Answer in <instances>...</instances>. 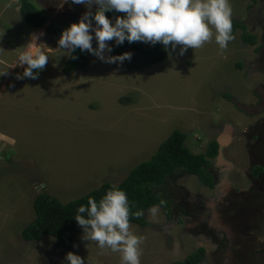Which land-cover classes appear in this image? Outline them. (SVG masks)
Instances as JSON below:
<instances>
[{"label": "rangeland", "instance_id": "obj_1", "mask_svg": "<svg viewBox=\"0 0 264 264\" xmlns=\"http://www.w3.org/2000/svg\"><path fill=\"white\" fill-rule=\"evenodd\" d=\"M32 1L49 16L46 25L50 19L58 25L78 21L89 11L71 0L60 7L61 0ZM229 3L231 19L244 28L235 31L223 50L214 36L183 55L180 45L175 50L163 45L167 57L142 70L103 62L85 50V69L64 75L61 68L69 53L55 49L59 36L27 25L19 13L20 0H0V72L5 71L0 75V264H61L69 251L85 264H120L119 253L96 247L82 229L66 246L49 235L24 240L21 231L34 219L37 194L70 202L104 183L119 184L174 130L186 135L191 152L201 154L217 127L226 123L240 134L264 117V99L253 104L254 91L264 86L259 71L264 65L254 61L264 62V0ZM97 7L93 4L90 10ZM40 32L37 42L47 46L48 62L35 79H17L25 67L13 66L17 47ZM243 33L255 36V44H243ZM240 142L226 149L228 157L236 155ZM192 181L197 183L194 177ZM178 184L192 185L186 175ZM203 190L200 194L207 196ZM216 213L210 219L219 228L221 205ZM145 215V227L129 222V230L143 237L140 264H175L194 252L191 218H179L166 229L159 208L155 216L149 211Z\"/></svg>", "mask_w": 264, "mask_h": 264}, {"label": "clouds", "instance_id": "obj_2", "mask_svg": "<svg viewBox=\"0 0 264 264\" xmlns=\"http://www.w3.org/2000/svg\"><path fill=\"white\" fill-rule=\"evenodd\" d=\"M67 2L61 0L58 7ZM71 3L83 4L89 11H85L77 22L70 23L59 35L55 49L69 55L79 48L103 62L121 63L130 60L132 53L105 56V52H112L107 41H114L116 45L125 41L152 45L159 42L165 48L170 45L173 50L180 45L179 54L183 55L188 48H199L213 36L221 50L234 39L229 0H71ZM93 4L98 6L94 12L90 10ZM112 10L124 15L110 20L105 12ZM41 36L43 32L32 33L23 46L17 47L20 50L13 66H25L17 79H35L48 62L49 56L43 50L47 46L37 42ZM71 58L75 59L74 56ZM3 74L5 71L0 72V75ZM148 211L155 216L158 207L153 205ZM129 214L126 193L112 186L98 201L89 196L87 205L77 207L74 220L82 228L85 239L94 241L100 249L119 253L120 264H140L139 245L143 237L129 230ZM131 215L138 218L143 213L137 210ZM61 264L85 262L81 256L69 251Z\"/></svg>", "mask_w": 264, "mask_h": 264}, {"label": "flooded vegetation", "instance_id": "obj_3", "mask_svg": "<svg viewBox=\"0 0 264 264\" xmlns=\"http://www.w3.org/2000/svg\"><path fill=\"white\" fill-rule=\"evenodd\" d=\"M254 61L264 65L258 59ZM259 71L264 75V68ZM258 90L264 92V86L259 85L254 91L257 102L253 104L256 105H260L264 99ZM222 126L231 131L230 142L222 149L217 144L216 154L210 159L211 164L207 168L210 184H203L195 175L175 172L159 188V195L170 209L169 214L162 207H157L164 215L165 224H168L165 225L166 229L178 224L179 218H191V225L188 226L193 230L192 238L195 243L192 254L196 253L200 258L197 264H264V117L258 118L254 125L240 134L234 132L229 124L224 123ZM242 140L238 145L239 149L234 151L236 155H229L223 166L215 167L218 156L228 153L226 149L229 145L233 146L236 141ZM239 158L240 162L237 160ZM237 162L239 166H236ZM185 175L191 179L190 190L178 184V179ZM193 177L197 183L192 181ZM200 183L207 196L197 190L201 188ZM226 184L229 188L225 193L217 189V186L224 188ZM216 203L223 209L219 218L221 224H217L219 228L210 219L218 213Z\"/></svg>", "mask_w": 264, "mask_h": 264}, {"label": "trees", "instance_id": "obj_4", "mask_svg": "<svg viewBox=\"0 0 264 264\" xmlns=\"http://www.w3.org/2000/svg\"><path fill=\"white\" fill-rule=\"evenodd\" d=\"M252 1L254 0H239ZM95 11V10H94ZM92 11V12H94ZM20 16L22 20L32 28L44 27L45 33L59 36L61 31L70 23L77 21L65 22L58 25L57 21L50 19L46 25L49 16L42 13L32 0H20ZM124 14L115 10L105 12V16L114 20L116 16ZM91 19V18H90ZM232 21V35L237 29L244 28L243 24L235 19ZM94 23V21H93ZM242 43L246 45L255 44V36L247 33L241 35ZM112 52L109 55H119L124 52H131V59L125 60L122 66L127 70H142L167 57L164 46L157 42L152 45L140 41L123 44L111 45ZM72 56L75 59L71 58ZM86 51L77 48L63 62L61 71L68 75L73 71L84 70L87 63ZM238 65L237 67H240ZM186 135L179 130H174L169 137L164 140L152 157L138 164L133 168L127 177L117 185L104 183L99 188L88 192L87 194L67 203H61L48 193L41 192L33 200L34 219L21 231V237L27 241H34L43 235L53 236L59 245L66 246L68 241L77 230L82 229L74 220L76 209L79 205H87L89 196L94 197L97 201L104 195L106 190L112 186L122 189L128 198L130 214L129 222L140 227L148 225L146 212L153 206L162 207L168 215L169 207L164 199L159 195V188L166 178L175 172H184L197 176L203 184L209 185V175L207 168L217 151V143L211 142L204 153L194 154L185 146ZM140 210L143 215L135 217L131 213ZM83 215V214H82ZM200 258L194 253L188 256L184 261L175 264H197Z\"/></svg>", "mask_w": 264, "mask_h": 264}, {"label": "crops", "instance_id": "obj_5", "mask_svg": "<svg viewBox=\"0 0 264 264\" xmlns=\"http://www.w3.org/2000/svg\"><path fill=\"white\" fill-rule=\"evenodd\" d=\"M232 128V127H231ZM213 129H215V127L213 128ZM217 129H219L216 133L214 132L213 134H214V136H212V139H210L209 140V143H211V142H216L218 145H219V147H220V149H222V148H224L225 146H227L228 145V143L230 142V136H231V131H228V133H227V136L228 137H226V127L225 126H220V127H217ZM227 130H229V129H227ZM224 136V139H226L227 141L224 143V144H222L221 145V138ZM186 141V140H185ZM209 143H207V144H203L204 145V148L202 149V151L200 152V153H204L205 152V150H206V148H207V146H208V144ZM232 146H228L227 148H231ZM158 149V148H157ZM229 149H228V151H229ZM227 151V152H228ZM193 153V152H192ZM194 154H196V153H194ZM220 156H221V158L220 159H218L217 158V160H216V164H215V167H220V166H223V164H224V160L225 159H227L228 158V155L225 153V154H220ZM188 178V177H187ZM226 182V181H225ZM185 186V188L187 189V190H190V188L188 187V186H190V185H184ZM199 186L201 187L200 189H205L204 188V186H202V184L200 183L199 184ZM191 187V186H190ZM229 188V185L228 184H226V187H224V188H222V186L221 185H219V186H217V189L221 192V190H222V192L223 193H225L226 192V189L228 190V188ZM197 190H199L198 188H197ZM199 191H201V190H199ZM205 199V198H204Z\"/></svg>", "mask_w": 264, "mask_h": 264}, {"label": "water", "instance_id": "obj_6", "mask_svg": "<svg viewBox=\"0 0 264 264\" xmlns=\"http://www.w3.org/2000/svg\"><path fill=\"white\" fill-rule=\"evenodd\" d=\"M227 129H228V128L226 127V130H227ZM221 140H222V141L220 142L221 145L224 144V143L227 141L226 139H224V136L221 138ZM220 158H221V156L219 155V156H218V159H220Z\"/></svg>", "mask_w": 264, "mask_h": 264}]
</instances>
